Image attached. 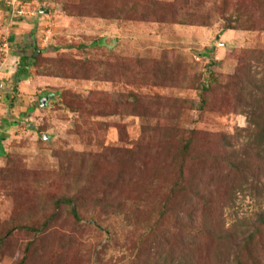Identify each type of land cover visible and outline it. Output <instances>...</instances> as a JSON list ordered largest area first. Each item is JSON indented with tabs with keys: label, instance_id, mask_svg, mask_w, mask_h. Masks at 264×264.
I'll return each mask as SVG.
<instances>
[{
	"label": "rangeland",
	"instance_id": "rangeland-1",
	"mask_svg": "<svg viewBox=\"0 0 264 264\" xmlns=\"http://www.w3.org/2000/svg\"><path fill=\"white\" fill-rule=\"evenodd\" d=\"M8 1L0 264H264V0Z\"/></svg>",
	"mask_w": 264,
	"mask_h": 264
},
{
	"label": "built area",
	"instance_id": "built-area-1",
	"mask_svg": "<svg viewBox=\"0 0 264 264\" xmlns=\"http://www.w3.org/2000/svg\"><path fill=\"white\" fill-rule=\"evenodd\" d=\"M7 6L10 14L15 18H28L37 14L31 11V6L26 3L25 0H9ZM3 52L6 53V56L10 55L9 44L4 45ZM7 60L8 59L3 58V61L0 62V112L3 107L5 89L15 73L6 66Z\"/></svg>",
	"mask_w": 264,
	"mask_h": 264
},
{
	"label": "trees",
	"instance_id": "trees-1",
	"mask_svg": "<svg viewBox=\"0 0 264 264\" xmlns=\"http://www.w3.org/2000/svg\"><path fill=\"white\" fill-rule=\"evenodd\" d=\"M150 6H153V5H151V4H149ZM160 6H163V5H160ZM159 9H161V10H164V11H168L169 10V7H167V6H163V7H159ZM179 24H181V25H190V26H195L196 24H195V22H192V21H189V22H186V21H184L183 19L182 20H180V22H179ZM234 28H228V30H233ZM205 56V55H204ZM25 62V61H24ZM24 62H22V64L20 65V67H19V69H18V71H17V73L15 74V78H14V81H16L17 83H19V82H22L23 80H28L29 79V77L31 76L30 75V73H29V66L28 65H26ZM7 91V87H6V89H5V92ZM4 92V93H5ZM5 95V94H4ZM4 103H7V99H6V97L4 96V101H3V105H4ZM206 104V102H205V100H202V105H205ZM261 127V126H260ZM258 138L259 139H263L264 140V129H261V128H258ZM193 134H195V133H193ZM192 134V135H193ZM191 147H192V143L190 142V141H187V143H186V145H185V152L184 153H186V154H189V152H190V150H191ZM63 203H65V204H67V205H69L70 207H72V213H73V215L75 216V218L77 219V220H79L80 218H79V215H78V210H77V208L75 207V205H74V203H73V201H71V200H66V201H63ZM262 224H263V226H264V220H262Z\"/></svg>",
	"mask_w": 264,
	"mask_h": 264
},
{
	"label": "water",
	"instance_id": "water-1",
	"mask_svg": "<svg viewBox=\"0 0 264 264\" xmlns=\"http://www.w3.org/2000/svg\"><path fill=\"white\" fill-rule=\"evenodd\" d=\"M40 12H41V13H43V12H44V10H43V9H41V10H40ZM45 13H48V11H46ZM46 102H47V99H44V101H43V103H42V104H43V105H45V104H46Z\"/></svg>",
	"mask_w": 264,
	"mask_h": 264
}]
</instances>
